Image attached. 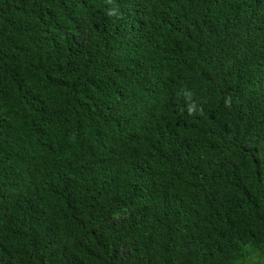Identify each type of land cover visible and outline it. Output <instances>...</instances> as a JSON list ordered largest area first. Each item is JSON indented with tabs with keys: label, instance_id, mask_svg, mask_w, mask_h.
Returning a JSON list of instances; mask_svg holds the SVG:
<instances>
[{
	"label": "trees",
	"instance_id": "1",
	"mask_svg": "<svg viewBox=\"0 0 264 264\" xmlns=\"http://www.w3.org/2000/svg\"><path fill=\"white\" fill-rule=\"evenodd\" d=\"M0 264H264V0H0Z\"/></svg>",
	"mask_w": 264,
	"mask_h": 264
}]
</instances>
